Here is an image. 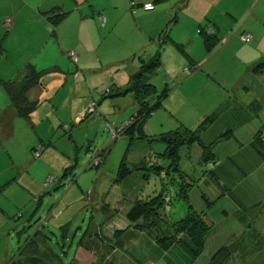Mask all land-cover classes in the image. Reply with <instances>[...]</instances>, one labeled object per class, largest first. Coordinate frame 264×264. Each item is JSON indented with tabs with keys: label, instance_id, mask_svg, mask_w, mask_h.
Returning <instances> with one entry per match:
<instances>
[{
	"label": "rangeland",
	"instance_id": "obj_1",
	"mask_svg": "<svg viewBox=\"0 0 264 264\" xmlns=\"http://www.w3.org/2000/svg\"><path fill=\"white\" fill-rule=\"evenodd\" d=\"M3 34L0 30V41ZM196 65H187L188 74ZM149 81L156 93L147 102L155 108L142 123L145 138H140L139 131L120 133L133 122L131 115L137 110L120 108L118 93L102 82L85 93L89 103L96 104L75 122L59 121L61 126L54 128L55 114L49 120L52 107L45 106L48 95L39 96L40 114L35 123L20 116L0 118V131L8 132L11 127L12 133L0 141V264H11L35 248L45 264H207L225 245L234 251L229 264H264V186L255 188L264 181V171L261 178L253 173L243 184L248 199L240 190L234 192L236 202L206 174L205 169L211 167L205 168L195 158L194 146L179 149L181 161L178 171L174 169L176 165L164 155L167 143L158 138L199 123L196 115L203 101L184 103L185 89L170 90L172 85L167 88L154 84V78ZM65 94L61 90L54 98L60 103V115L65 111L61 103ZM7 109L11 112L15 106L5 84L0 83V110ZM123 159L132 171L118 180ZM159 167L170 174L165 177L166 171ZM163 192L171 199H165L162 208L167 220L185 217L190 201L211 224L205 248L193 263L175 247L163 250L162 257L144 238L133 237L134 244L123 250L118 245L116 232L128 226L126 212L131 204Z\"/></svg>",
	"mask_w": 264,
	"mask_h": 264
},
{
	"label": "crops",
	"instance_id": "obj_2",
	"mask_svg": "<svg viewBox=\"0 0 264 264\" xmlns=\"http://www.w3.org/2000/svg\"><path fill=\"white\" fill-rule=\"evenodd\" d=\"M133 1L137 5L131 0H0V30H4L0 79L21 78L22 69L29 63L38 69L58 67L59 71L46 74L41 84L29 92L33 101L48 95L45 106L52 107L49 120L55 114L56 128L65 120H80L84 111L96 104L95 101L90 105L85 93L89 89L93 92L92 88L100 82L111 85L110 89L118 93L120 108L130 106L128 109L137 110L134 94L125 90L131 76L139 72L141 61L159 55L160 67L148 79L154 78V84H165L167 88L172 85L170 90L185 89L184 103L202 100L197 120L217 116L211 126L199 129L205 146L209 147L226 131L233 132L230 139L215 143L211 149L216 160H220L215 173L222 184L237 190L253 173L261 178L264 161L256 159L249 147L259 130L264 129V0ZM149 2L155 8L145 10L142 5ZM61 13L66 16L52 31L50 17ZM203 30L216 35L217 44L212 51L205 47ZM243 33H251L252 42L244 43ZM71 51L76 52L77 62L70 57ZM188 64L199 68L188 74ZM61 90L66 92L61 102L63 115L59 101H54ZM38 108L32 114V123L40 114ZM2 116L7 119L20 115L15 108L11 112L0 110L1 119ZM201 121L194 124L196 127L187 128L198 130ZM4 134L11 136V127L8 132L0 131V141ZM193 146L195 158L202 161L203 148L197 143ZM256 182L261 183L257 179ZM263 183L255 188L263 187ZM125 234L121 237L126 241L119 238L121 250L133 245L134 237L144 238L161 254L152 234L137 229ZM147 256L143 255L144 259Z\"/></svg>",
	"mask_w": 264,
	"mask_h": 264
},
{
	"label": "trees",
	"instance_id": "obj_3",
	"mask_svg": "<svg viewBox=\"0 0 264 264\" xmlns=\"http://www.w3.org/2000/svg\"><path fill=\"white\" fill-rule=\"evenodd\" d=\"M132 2L137 5V3L133 0ZM66 16V13L51 15L50 24L52 25V31L56 29L58 23ZM209 31H202V35L204 37V43L207 51H212V49L217 44V39L215 34H210ZM198 66V65H197ZM160 67V59L159 55H156L149 60H142L139 72L133 74L130 79V83L128 88H126L125 92H132L138 102L137 112L131 117L133 120L132 123L124 125L120 133H134L135 131H139L142 133L140 138H145V134H143L142 123L146 117L151 115L155 106H150L147 102L149 96L156 93V88L153 84L149 83L148 75L155 71ZM199 68V66H198ZM198 68L193 67V70H197ZM59 71V68L49 67L45 69H38L32 63L26 65L23 69V75L21 78L11 79V80H2L0 79V83L5 84L13 105L15 106L18 114L24 117L26 120H32V114L36 111L39 106V100H31L29 98V92L36 86L40 85L42 82V78L51 72ZM166 92H164L165 94ZM217 116L210 115L206 117L202 123L199 125L198 130H204L211 126L216 121ZM138 125L139 128L137 127ZM163 136H173L176 137V145L175 149L169 153L172 144L167 143V149L164 155H167L171 160L172 165H176L174 169L178 171V163L181 161L179 155V149L184 145L193 146L194 144H198L203 148V157L201 163L206 166H210L211 168H206V174H209L214 181L224 188L226 194L233 197L236 202H238V197L234 195L233 188L229 189L222 184L220 177L215 173V167L217 163H220V160H216L217 156L215 153L211 151L213 148V144L219 143L223 139H230L233 136L232 130L226 131L221 138L216 139L209 147L205 146L200 136L196 135V130H192L190 128L185 129L184 132H168ZM161 140V139H160ZM210 150V151H209ZM249 150L255 155V158L258 160L264 161V129L260 130V133L256 135L254 138L251 147ZM234 160H230V163H234ZM162 169L163 167H159L157 169ZM68 167L66 170H69ZM132 170L126 165L125 159L122 160L119 168H118V180L124 179ZM167 175L170 174V170H165ZM160 170L158 171L160 175ZM250 171L246 174L250 176ZM163 177V174H161ZM249 179V178H248ZM2 187L0 191H2ZM244 198L248 199L249 193L243 187L239 188ZM166 200H171L170 197L165 196V192L152 196L148 199H137L135 200L129 209L126 212V217L129 221V225L121 232L118 230L117 236L121 237L124 233V236L128 234V232L133 229L144 231L146 234H152V239L155 241L156 246L160 249L162 257L164 256V251L169 250L170 248H177L183 252V256L188 258L191 263H193L194 259L198 258L202 251L205 248V238L208 235L211 224L206 219L205 213L199 212L196 210L193 204L188 201V211L185 217L176 220L169 221L165 218L164 212H162V208H164ZM204 201L207 203V206L211 205L209 199L203 195ZM245 208V205H242ZM171 210V209H170ZM167 225V226H166ZM26 227L24 228V230ZM121 232V233H120ZM129 235V234H128ZM122 239V238H121ZM126 240V238H124ZM118 245L121 248L123 244H121L118 240ZM233 248L231 246L225 245L218 248L211 259L207 264H229L233 259ZM160 255V256H161ZM46 257V254H45ZM161 259V258H160ZM11 264H45V260L38 253V249L35 248L31 252H27L25 255L14 259ZM156 264V263H155Z\"/></svg>",
	"mask_w": 264,
	"mask_h": 264
},
{
	"label": "built area",
	"instance_id": "obj_4",
	"mask_svg": "<svg viewBox=\"0 0 264 264\" xmlns=\"http://www.w3.org/2000/svg\"><path fill=\"white\" fill-rule=\"evenodd\" d=\"M132 4L135 5L134 2H132ZM142 6H143V8H144L145 10H151V9H154V8H155V4L152 3V2L145 3V4H143ZM102 19H104V18H102ZM210 32H213V31H210ZM241 39H242L243 42H245V43H249V42H252V40H253V35H252L251 33H244V34H241ZM69 55H70V57L72 58V60H73L74 62H77V61L79 60V58H78L76 52L71 51ZM193 67L198 68L197 65H196V66H193ZM115 134H116V131H115ZM96 160L99 161L100 159H99V158H96ZM98 163H99V162H97V164H98ZM211 166H212V164L210 163V167H211Z\"/></svg>",
	"mask_w": 264,
	"mask_h": 264
},
{
	"label": "water",
	"instance_id": "obj_5",
	"mask_svg": "<svg viewBox=\"0 0 264 264\" xmlns=\"http://www.w3.org/2000/svg\"><path fill=\"white\" fill-rule=\"evenodd\" d=\"M196 135L197 136H200V130H197L196 131ZM159 140H163V141H166L168 142L169 144H172V147L170 148V151L169 153H171L174 149H175V145H176V140L177 138L176 137H173V136H162L161 138H158Z\"/></svg>",
	"mask_w": 264,
	"mask_h": 264
}]
</instances>
